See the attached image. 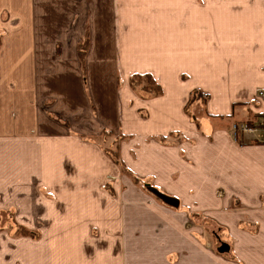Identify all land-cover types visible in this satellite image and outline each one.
<instances>
[{
  "label": "crops",
  "instance_id": "0c3cea01",
  "mask_svg": "<svg viewBox=\"0 0 264 264\" xmlns=\"http://www.w3.org/2000/svg\"><path fill=\"white\" fill-rule=\"evenodd\" d=\"M146 73L161 94L132 88ZM258 88L264 0H0V216L42 234L5 236L0 264H264V135L215 125L263 120ZM193 89L205 117L184 111ZM172 132L184 151L154 139ZM112 137L177 208L106 190ZM194 214L217 221V252Z\"/></svg>",
  "mask_w": 264,
  "mask_h": 264
},
{
  "label": "rangeland",
  "instance_id": "374dc122",
  "mask_svg": "<svg viewBox=\"0 0 264 264\" xmlns=\"http://www.w3.org/2000/svg\"><path fill=\"white\" fill-rule=\"evenodd\" d=\"M84 62L82 64H84ZM136 75L138 76H136L134 79L136 80L135 82H138V85H132V88L134 90L136 88V91H138V93L141 96H142V92H141L142 88L144 89L145 92L144 96L147 97L153 96L152 94L155 93V88L153 87V83L151 82V80H148V77L145 74H136ZM151 89L153 90L150 91ZM196 90L199 89H193L191 91L184 111L188 115L190 114L194 116V118H196V116L205 117L206 116L205 103L208 101L210 96H208L207 94L206 98L203 99L199 98L196 101H192V98L194 97L193 94L195 93ZM149 91L152 92V94L148 95ZM161 93H162V89H161ZM234 121H235L234 119L223 118L219 121H216L217 123L215 122V125H217V127H224L234 131L233 128V126L235 125ZM236 124L240 125L242 123H236ZM252 124H256V123L253 122ZM109 138L111 137L110 136L107 137V139ZM113 139H114L113 145L110 148L106 147V151L114 161V164L116 166L114 169L116 172H114V174L111 176V180L107 183L106 190L109 193H111L114 198H120L122 195L128 193L129 209L140 208L142 205L140 198L141 199L145 198L144 206H143L144 208H154L157 206L172 208V209H174L175 207L177 208V206L175 205L165 203L159 196H157L152 191V189L156 187L164 193L173 196H176V194L172 193L169 189L165 188L164 186L159 185L155 176L154 177L152 176L153 178L152 177L148 178V176L143 177V175L136 173L137 171L133 169L121 157L119 147L115 143V137ZM154 139L156 141H160L163 145L166 146L181 147L180 149L184 151L182 146L185 145L184 144L185 139L182 136L181 132H172L169 137L162 135L155 136ZM120 202L121 201H119L118 204H120ZM181 203L183 204V202ZM181 207L182 206H180V208ZM177 210L181 212V210L179 209ZM188 217L186 216V218L189 219L190 224L192 223V227L194 228V231H197L194 232V235L196 237L203 236L202 239L204 243L205 242L210 243L209 246L211 247V249L217 252V247L221 246L223 234L222 232L219 231V226L215 218L210 216L196 215V214L190 216L189 218ZM38 219L39 218H36V221H38ZM201 230L203 232H201ZM7 235L14 240L31 239L32 241L36 242L41 240L42 234L39 226L35 228L25 227L24 225L19 223L16 217L9 216V212L7 210L5 213H2L0 216V242Z\"/></svg>",
  "mask_w": 264,
  "mask_h": 264
},
{
  "label": "trees",
  "instance_id": "16d2710c",
  "mask_svg": "<svg viewBox=\"0 0 264 264\" xmlns=\"http://www.w3.org/2000/svg\"><path fill=\"white\" fill-rule=\"evenodd\" d=\"M88 46H89V40L88 39H85V40H82L81 43L79 44V54H80V59H81V62L83 63L84 60H85V55H86V52H87V49H88ZM147 77H148V80H151V82L153 83V87L155 88V93L154 95H159L161 94V88L160 86L156 83V81L154 80V78L152 77L151 74H148L146 73L145 74ZM136 76L138 75H133L132 78H131V83L132 85H138V82H135L136 80L134 79ZM144 90V89H143ZM153 89H151L150 91H152ZM149 91V94H152V92ZM195 94V95H194ZM193 94V98H192V101H196L197 99H203V98H206L207 94L203 93L202 91L200 90H196L195 93ZM205 101V100H204ZM250 125H254L252 124L251 122L249 123ZM157 189V188H155ZM158 190V189H157ZM160 191V190H159ZM161 192V191H160ZM166 203V202H165Z\"/></svg>",
  "mask_w": 264,
  "mask_h": 264
},
{
  "label": "built area",
  "instance_id": "2783aa9c",
  "mask_svg": "<svg viewBox=\"0 0 264 264\" xmlns=\"http://www.w3.org/2000/svg\"><path fill=\"white\" fill-rule=\"evenodd\" d=\"M256 99L260 102H264V88H258L256 91ZM235 137L239 133L248 134L252 136H256L258 134L264 135V119L259 121L256 125L246 124H235L233 126Z\"/></svg>",
  "mask_w": 264,
  "mask_h": 264
},
{
  "label": "water",
  "instance_id": "95a60500",
  "mask_svg": "<svg viewBox=\"0 0 264 264\" xmlns=\"http://www.w3.org/2000/svg\"><path fill=\"white\" fill-rule=\"evenodd\" d=\"M152 191L159 196L164 202L171 204V205H175L178 206V200L174 197L168 196L162 192H160L159 190L153 188ZM227 247L226 244H223V246L219 249L220 251H223L225 248Z\"/></svg>",
  "mask_w": 264,
  "mask_h": 264
}]
</instances>
